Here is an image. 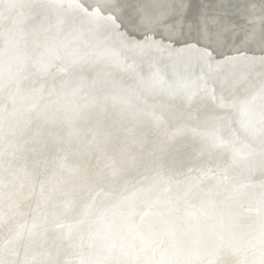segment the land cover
Wrapping results in <instances>:
<instances>
[{
    "label": "rangeland",
    "instance_id": "374dc122",
    "mask_svg": "<svg viewBox=\"0 0 264 264\" xmlns=\"http://www.w3.org/2000/svg\"><path fill=\"white\" fill-rule=\"evenodd\" d=\"M198 1H199V6L197 9V12L198 10L199 12L197 13L198 15L197 16V31H196V34L193 36V38L191 34H190L191 36L190 35L182 36L180 34L179 27L172 25L171 19H180L177 17V14L175 13L174 15L172 13H169L167 17L164 18L162 25H156L155 23H149L148 25L150 26L148 25L143 26L139 24L137 20L135 19H132V23L130 24L128 20L121 19L122 17L120 16L122 15L119 13L118 9L105 8L103 4L100 5L101 3L100 0H81V2L80 0H17L16 3H14L9 9H7V12L9 13L7 18L10 19L9 20L10 23L8 24L7 29H9L10 27L14 25L15 26L19 25V23H21L22 21L26 19L25 22L21 23V27L19 29H21L23 33L26 35L25 39L28 44H31L33 39H37L39 42L33 46L32 50L30 51L27 50L24 52V57H26V53L29 54V57H27V59H29L30 61L29 63L24 64V65H26L27 67L28 66H31V67H28V68H26V66L23 67L24 66V65L22 66L23 63L21 64V66L20 64L18 65V62L22 61L20 59L19 61L15 62L14 68H11L9 65L5 66V73H10L14 70V74L10 78H5L4 80L0 79V88L7 86V89H3V88L0 89V120H1V123L3 122V124L5 121L4 117L6 118L7 123L9 119H12L13 121V123L9 124L4 134L0 136V146L2 145L0 147L1 149L0 150V177L1 178L4 177V174H5L4 170L10 165V162L13 160L12 153L10 154V151L12 149L11 145L12 144L17 145V142L19 140H21L22 143H26L34 135L42 134L41 132H43L42 131L43 129L46 132L47 128H45V126L47 125V122L49 121H52L53 124L51 123L47 127H50V128L52 127L57 130L59 129V126L66 121H67L66 123H68L69 121H72L73 124L76 125V128L79 126L80 129H81L80 124L82 122H86L88 125V130L86 133H83L82 135L84 136L85 134H90V133H92V135L89 137H86L84 140V138L82 137L81 138L79 137L78 139V135L74 134V132H71V131L64 132L61 135V139L65 142H60V143H64V144L67 142L71 143L74 140V142L77 143V146L80 145V147L74 151L72 150L74 148L73 142L63 147H56V144H55L56 138L51 142V144L49 141H44V142L42 141V144L35 143L30 153L33 154L35 158V159L34 158L32 159L31 157V159L34 160V161L31 160V162H33L34 164L37 162L36 166L33 169L28 168L23 174L19 173L18 174L19 182L16 181L13 184L10 183L9 184L10 186H8V184L6 185L0 182V196L5 195V197L3 198V203H2L3 207L0 206V208L2 207L0 209V216L4 214L2 218L0 217V240H3V238H6L7 235L10 234L11 232L10 230H12L16 224H19L21 220L20 217L23 218V216H26V215L28 216L30 214V207L33 205V202L35 200L34 198L37 199V195L39 194L44 195L45 200L42 201L43 198H40L38 202L40 205L43 206L44 211L41 214H39V216L31 224V233L33 234L39 228L38 223H40L39 222L40 219L46 218L47 216L52 214L53 215L52 222H53L54 216L59 215L61 212H63L66 209L68 205L73 203V201L70 199L71 195H75L79 191H84L85 188H89V187L95 188L96 186L99 187L101 184H103V182L110 180L111 178L118 176L120 174H123L126 168L129 172L125 173L121 177L116 178L113 181L123 179L124 180L123 182H126L127 180H130V175L139 168L138 166L142 163V161H145L143 159H147V158L156 159L159 155L165 154L169 145H172V144L178 145V141L182 140V138L184 139L186 136V135H183L185 132L184 130L190 131L189 133H191L190 135L188 134L190 136V141H187L186 144L191 143L193 140H198L199 142L197 145H200L207 138L208 140L211 141L212 139H220L225 136H231L234 142L242 143L240 139H238L236 136H233L235 132V127H234L235 122L239 120L238 113L240 111L234 112L233 110H231V108H233L234 106L245 107L247 105L246 99L249 96L246 94L248 92L253 91L256 88V86L261 82V80L264 78V70H263L264 69V43L258 46L253 45V43H255L254 41H256L257 39L262 38L264 40V36H263L264 35V0H248V1L244 0V2L243 0H238V2L240 3L236 2L234 5L230 3L232 1H237V0H198ZM0 2H2V0H0ZM119 2H122L121 6L125 5L127 2H131L133 10L136 4L138 3L137 5H139V9L137 11H133L132 16H131V18L133 16H137L138 18L139 12H140L141 0H135V1L134 0H119V1L116 0L115 4H118ZM65 5L67 6L68 9L66 8ZM211 7L213 8L211 9ZM141 9H144V7H141ZM33 10H35L33 12L34 14L30 16V11H33ZM92 10H95V11H92ZM248 10L250 11V13ZM55 11L56 13L64 14L66 17H64L63 19H68V21L71 23L78 22L81 19H100L101 21L99 23V28H96L97 30L101 29L105 25L113 26V28L116 31L120 32L122 35L124 34L123 37L126 40L136 41L137 43H140V46L146 45L145 50L147 54L142 55L140 59H136L134 62L130 63L129 64L130 68H132V66L136 64V62H138L139 60H148V58H150L151 60L156 59L155 64L156 66L159 67L166 59H170L175 56H180V54L182 55L183 58L188 59L190 55L194 56V54L197 53V55L200 54L199 55L200 69L198 72V76L204 78L206 70L209 67L207 65L208 62L211 61L215 65L218 64L217 73L219 74L226 67L227 63L231 62L235 58H242L243 63L246 59L244 68H247L248 71L247 69H243L242 73L240 74L247 72L246 75L248 77V82L242 86L243 88L241 91L236 90V92L234 91L232 94L226 95L227 93H229V91L230 92L232 91L231 88L236 86L237 84L236 82L230 88L229 86L231 84L223 88V92L219 97H211V98L208 97V99H206V104L204 108L201 109V113L198 114L197 116H196V113H199L200 111L193 112L192 115H189L187 114V106L183 107V110H182V107L174 106L170 111H164L165 113H160V114L159 112L153 113L152 111L139 109L141 110L140 113L135 115L134 105H128L126 108H124L123 107L124 99L122 96H119L120 95L119 91L122 90V87L124 86V83L126 82L124 79V75L121 73L110 71L111 66L113 69L121 68L120 63H117V65H115L114 63L116 61L118 62V58L121 57L122 55L112 54L110 57L107 58V56L103 54L102 52L91 54L89 53L90 50L88 48L80 45L84 50L83 52L85 53L81 54L80 56L74 57L75 55L78 54L81 47L79 46L80 48H71V45L74 44L73 40H76V39L74 38L71 29L69 28L64 29V25L62 24L63 19H52V21H49L55 15ZM241 12H243V15ZM252 14H254L255 16L254 15L252 16ZM16 15L22 16V17H17ZM206 15L209 17H207ZM240 15L244 17V19L241 18ZM41 17H45L46 19H42V20L39 19ZM216 17H218V19ZM219 18H222V19H219ZM43 21L45 22L42 26L44 28H47V26H49V24L52 22V25H54L53 30H52V36L56 38L57 42L61 40L63 41V43L53 44L54 47H52V44L50 43L48 38L45 37L47 41H49V42L46 41L48 45L44 43L43 41H40L42 37L39 31L40 28L38 30L36 26L42 25ZM5 22L6 21H4L1 24V26H4ZM87 22L90 24L89 21ZM97 25L98 23H95L94 27H96ZM255 28H258L259 30H256ZM90 31H91L90 28L86 29L84 32V36L86 33ZM33 33L36 34V37L32 36ZM61 33H63V37L59 35ZM246 33H251V39L244 36V34ZM239 35H242V36L238 38ZM83 38L78 39V40L82 41ZM231 38L235 39V41L232 40ZM7 40L8 39L6 36H0V50L2 49V46L6 44ZM49 43H50V46H49ZM47 47L49 49L51 47V50H52L51 52H54V55L50 53L49 54L47 53L48 55H45L44 53L41 52V49L43 48L47 49ZM107 48L108 49L105 53H111L114 50V48L109 47V46H107ZM87 51L88 53H86ZM158 51H160V53H158ZM192 52L194 53L192 54ZM88 55H91V57L94 58V63L91 65V68L90 66L86 67L87 69L85 70V72L90 73V74L96 73L98 75L96 80L94 81L93 79L92 80L87 79L88 77H86L85 74L76 76V77H70L72 76L71 74L75 73V71L80 72L83 70L82 68H80L81 67L80 63ZM43 56L44 58L47 57V61L41 63L38 59L39 58L41 59V57ZM57 60H59L60 62L53 66V64L56 63ZM61 65L62 66L66 65L67 67H69V70L65 72V75L67 76L63 74V76L60 77L62 73H60V71L58 72V70L61 67ZM52 66L53 68H51ZM92 68H96L98 70L92 69ZM221 68L223 69L221 70ZM26 71L28 74L32 73V75L29 76L26 73ZM52 71L55 74H53ZM50 72H51L50 75L52 76L54 75L53 76L54 79L52 78V76L48 74ZM57 73L60 75H58ZM23 76L29 77V79H27V81L25 82L22 79ZM48 76H50L52 80L50 77L48 79ZM222 77H221L222 80L226 79L228 78V74H226L225 72L224 76ZM47 79L48 81H46ZM81 79L83 80L81 81ZM190 79H194V78L191 75H189L188 80ZM67 80L69 81L75 80L71 82L70 84H68V86L70 87L69 92L72 93L74 91L73 93L74 95L72 94L73 96L69 95V97L70 96L71 97L70 98L68 97L70 100L64 97L61 98L58 95L60 91L59 86L62 85L64 81L67 82ZM78 80H80V82ZM30 82H31V85H30ZM43 84L44 85L46 84V85L44 86ZM223 84L224 82L222 83V85ZM201 85L205 86V83L201 82L196 87L199 88ZM113 86H114V91L110 93V96L107 99V101H104V108H103V104H101L100 101L96 102L95 106L94 104L90 103V101L93 100L95 97H97L101 92H103V96L104 95L107 96L105 92H107ZM174 86L180 87L178 82H175L173 85H168L167 87H165V85L157 86L154 93L152 91H148L144 95L146 96L148 102L154 103L155 102L154 96L158 90L160 91V90L165 89L167 90V93H169L170 91L176 90ZM23 89L25 91L22 94H20L23 91ZM47 89H49L48 91L49 93H46ZM131 90L132 89L128 90L127 92H130ZM35 91H37L38 94L39 92L40 94L43 93V95L47 94V97L46 96L44 97L42 95L40 99H37V102L38 100H40L39 102L41 105H42V102L46 100L43 103L42 107L46 106L47 109L48 107L49 108L51 107L50 110H47V114H45V111L42 110V107H40L41 109L40 108L36 109L37 107L36 104L33 105L34 102L31 103L36 93ZM52 93H54L55 96H51ZM245 95L246 97H244ZM48 97H52V99L54 101L57 100V102L55 104L51 103V101L49 102V99H46ZM41 99H44V100H41ZM63 100L64 101L69 100L68 103H66L69 106L67 109L65 108L66 104L61 103V102H64ZM21 101L30 102V103L28 104V106L22 109L24 112L22 111L14 112L20 109V107L17 105ZM50 103L53 104V106ZM59 103L61 105L62 104L64 105L61 106ZM187 103L188 104L194 103V100L192 102H189V98H188ZM60 106L62 107V112L59 111ZM101 107H102V114H101ZM106 109H107V112H105ZM30 111H34L31 117L35 124L32 123V120L30 117ZM172 111H174L176 114L183 116L184 118L182 119L179 117L177 118V120H174L175 118L167 117V118L161 119L160 121H156L159 123L157 125H154L155 120H156L155 116L159 114V117H162V114H166V113L173 114ZM204 113H207V114L210 113V114H216V115L220 113V114H225V116L222 117L221 119L210 121L209 123H207L206 127L202 131H199V128L195 129V126L198 123V119L200 115H204ZM22 119L24 120V124H25L24 126L23 124L18 125V123L17 124L15 123V120L22 121ZM102 119L105 122L101 126L96 127L98 122L101 121ZM224 119H226L228 125H223ZM175 121L177 123H175ZM186 121H188V123H186ZM1 123H0L1 125L0 127H2ZM38 123L41 124L42 129L41 128L38 129V125H37ZM137 123H139L140 126L137 128H134L135 126L139 125ZM55 126H57L58 128ZM126 131L128 133L131 131L132 132L131 134H128L126 135V137H124ZM136 132H139V133H136ZM118 133H120V137L118 138L119 141L117 143V148L111 151L112 150L111 146L113 144L116 146V142H117L115 141L117 139H113V137L114 135L117 136ZM56 134H59V132L57 131ZM111 136H113L112 140L107 139L108 137L111 138ZM139 137H141V139H143L146 142V146L135 148L134 146L137 144V140L139 141ZM110 140L112 141V144L109 143ZM82 141L86 143L85 146H82L83 145ZM45 144H47L48 149L51 148V145L53 146V148L51 149V155L43 156L44 154H42L43 153L42 150L44 149ZM102 144H104L107 148L100 147ZM228 144L229 143H226L224 145L223 143H219L218 140H215L213 143L210 144L208 151H206L204 155L202 154L199 158L196 155V145L191 146L188 151L190 153L189 156L178 163L179 164L178 167H180L181 169L177 175L183 178L187 176L193 177L195 173L197 172L198 167L201 166L199 165V162L201 163V159L205 163V168H206L204 178L207 176V174L212 173L213 170L216 171V173H218L220 171L218 161L222 158L223 154H225L226 152L227 156H233L229 152L230 150H228ZM176 150H177V147L174 148V151ZM52 151H53V154H52ZM61 153L67 154V157L63 160H61L60 158L62 156ZM112 153L114 154L110 155ZM77 154L79 155V158L80 157L82 158L81 159L82 163L80 165L78 163L80 170L78 171V174L69 173L76 166L71 163L68 164L67 161H70L71 158L73 159V157L76 156ZM90 154L93 155L92 160L88 158ZM35 155L37 156L35 157ZM39 158L40 159L42 158V159L40 160ZM83 158L88 159V161H85V160L83 161ZM124 158L126 159L124 160ZM38 163H40L41 166ZM183 163H186L185 166L183 165ZM55 165L59 166L56 169L57 172L55 171L56 177L60 176L62 173H65L68 176L63 175V177L67 176L64 179H58L59 178L58 177L55 179L51 178V181L49 180L43 181L41 187L38 188L37 183L40 180V176L42 175V173L45 172L47 176L50 175ZM182 165L184 167H182ZM196 167L197 169L193 171L192 168H196ZM133 168H136V169H133ZM49 171H50V174H49ZM221 174H223L226 178V179H221V183L224 186H227L225 184L228 178L230 177L229 173L227 170H222ZM133 176L131 177L133 178ZM194 177H195L194 178L195 180H201L202 178V176L198 177L197 175ZM47 178L48 177H46V179ZM239 184H241V182H239ZM12 187H15V188L10 189L9 191V188H12ZM8 191H9V194L7 195ZM227 191H228L227 189H224V190L221 189L218 192V190L216 189V193L223 197L227 195L228 193ZM48 195H50V197H48ZM51 195L55 196L54 197L55 201L63 198V200H61V202H63V206H61L60 208H56L54 205H52L54 200H49L52 197ZM45 206H49L48 209L51 210V212H45ZM74 206H75V203H74ZM148 206L149 205L147 203L145 206L140 207V209H138V212L134 214L135 216L131 218L132 220L131 219L129 220L128 225L125 227L127 229L125 238L122 241L115 243L113 245L114 248L112 246L110 248L111 251L109 250V253L113 252L114 254L117 252L118 255H121V260L119 264H152V262L153 264H183V262L187 259L188 256L185 257V254L183 252H180L176 249L177 248L176 244H174L176 241L172 237L170 232H166V230L164 232L163 230V232L161 233L159 237L160 239L159 238L155 239L152 242V245L147 248L146 246H144L143 237L145 234L151 233L156 227L161 226V224H163L164 222H167V223L172 222L173 224L175 220L178 221V219L181 220L184 218V224L186 226L185 232L189 234L191 237L195 238L196 232L192 230L190 224L199 218L198 214H195V213L192 214L189 210L188 203H182L174 207L173 209L168 210L162 217L153 219L147 223L140 224V222H138L139 221L138 219L139 217H141L140 221H142L143 218L141 216V213L143 209H146ZM148 210H149V207H148ZM148 210L146 211L148 212ZM243 210H245V212L247 213H250V212L253 213L255 211V208H253L251 205H247L243 207ZM169 214L171 216H169ZM175 216H176V219H175ZM189 217H191L192 219ZM218 218L219 217H217V219ZM217 222L220 225H222L224 221L223 219L222 220L220 219ZM211 223H212L211 217H204L203 226L208 228V232H207L208 234L206 233V235H204L203 238H201L200 235H197V238H199L198 242H200L201 244L196 248L194 258L188 259V260H192V262L189 261L190 263L187 262V264H264V248H263L264 247L263 246L264 245V237H263L264 232L253 231L252 235L250 236L249 234H247L245 235V237H242V238H234L229 233L223 234L221 232L223 229L222 226H220V233L216 232L215 229L210 226ZM138 226L141 227V229ZM6 229H8L10 232ZM134 231H135V234H134ZM130 233L132 235H130ZM212 233L215 235L219 233V235L218 236L211 235ZM30 236H32V234ZM134 237H137V238L135 239ZM212 237L213 239H210ZM258 237H260L259 238L260 240H258ZM46 239H47V235L44 236L45 242H46ZM137 239H138V242H137ZM208 240L211 243H213V241L215 240L214 245L212 247L213 253L207 252V250H210V246H208L209 244ZM32 241L33 240H31V242ZM50 243H51V240H50ZM121 246L124 249L120 248ZM200 247L201 248L203 247V248L201 249ZM173 248H174V251H172ZM119 250H121V252ZM190 251L194 252V249ZM185 253L188 254L187 252ZM27 254L32 255V253H27ZM180 254L182 257L180 256ZM222 254L224 255L222 256ZM125 256L127 259H125ZM100 257H101V260L99 259ZM44 258L46 261L48 257L45 256ZM99 258H97L98 262H104L103 260L106 259L103 255L99 256ZM233 258L234 260L236 259L235 260L236 262L233 260ZM177 260H180V261H177ZM90 263L91 262H88L85 264H90Z\"/></svg>",
    "mask_w": 264,
    "mask_h": 264
},
{
    "label": "water",
    "instance_id": "95a60500",
    "mask_svg": "<svg viewBox=\"0 0 264 264\" xmlns=\"http://www.w3.org/2000/svg\"><path fill=\"white\" fill-rule=\"evenodd\" d=\"M100 1V5L103 4L105 8L118 9L119 13L122 15L120 17H122V19L128 20L130 24L132 23V19H136L137 22L143 26H147L149 23L162 25L164 18H166L169 13H172L173 15L175 13L180 19H171V23L172 25L179 27L180 34L182 36H188L190 34L194 36L197 31V9L199 6L198 0H141L138 18L137 16H133L131 18L133 11H137L139 9V5L137 4L133 10L131 2H127L125 5L121 6L122 2L115 4L116 0ZM16 2L17 0H2V2H0V10L6 7L8 4H14ZM236 2L237 1H232L230 4L234 5ZM141 7H144V9L142 10ZM2 13L3 12L0 11V14ZM9 20V18L0 19V36H6L8 39L6 44L3 45L2 49L0 50V79L3 80L5 78H10L14 74V70L10 73H5V64L9 62L8 65L11 68H14V60L19 59L18 57H14L12 60V58L10 57V46H17L23 43L24 49L21 50L23 51L21 54V58H25L24 62L29 63L30 61L29 59H27V57H29V54H27L26 57H24L23 54L27 50H32L33 46L39 42L37 39H33L32 43L28 44L25 39L26 35L21 29H19L21 27V23L25 22L26 19L19 23V25H14L7 29V26L10 23ZM4 21H6L5 25L1 26ZM49 21H52V19H50ZM87 21H89L90 24ZM100 21V19H81L79 21L82 23L81 27H83L84 29L90 28L94 30L93 32H95V34L92 38L88 40H82L81 43H77V46L82 45L89 50L95 51H101L107 46L114 48V50L112 49L113 52L104 54L107 56V58L112 54L122 55L118 58V62L116 61L114 63L115 65H117V63H120L121 68L113 69L111 66L110 71L121 73L124 75V79L126 82L124 83L122 90L119 91V96H122L124 99L123 107L126 108L128 105H134L135 115L140 113L139 109L147 111L156 110L157 107L153 106V102H148L144 94L148 91H152L154 93L157 86L165 85V87H167L168 85H173L175 82H178L184 78L182 74L174 72L172 68L179 62V56L164 60V64L162 63L159 67L155 64L156 59L151 60L150 58H148V60H139L132 66V68H130V63L134 62L136 59H140L142 55L147 54L145 50L146 45L140 46V43H137L136 41L126 40L123 35L120 32L116 31L112 26L105 25L101 29L97 30L96 28H99ZM79 22H75L73 24L77 25ZM95 23H98L96 27H94ZM62 24L69 26L68 24H71V22H69L68 19H63ZM41 27L42 25H37L38 30ZM53 27L54 25H52L51 22L47 28L39 31L43 34L52 35ZM255 29L259 30L258 28ZM96 34H98V36H96ZM59 35L63 37V33ZM244 36L251 39V33H246L244 34ZM43 38L44 37H41L40 41L46 43ZM254 42L255 43H253V45L258 46L263 44L264 40L261 38L257 39ZM58 43H63V41L59 40ZM8 51L9 55H7ZM51 51V49L47 48L43 53L46 55H48L49 53L54 55V52ZM191 58L192 57L190 55L189 59ZM59 62L60 61L57 60L56 63L53 64V66ZM242 63L243 62L236 64L234 62H229L227 63L224 70L218 74V67H215V64L210 61L207 65L209 66L211 74L213 71L214 76L212 75L211 80L209 81V83H207V85H201L199 88H197L194 79L188 80L187 83L190 86L195 87L192 92L193 94H197V96H199L200 94H205L204 96H208L211 94V91L208 90L212 88V84H216V86H220L222 84L218 83L216 81V78L222 77L224 76L225 72L230 71V73L228 74V78L235 77L234 79H232L233 82L237 80L235 88L232 89L231 92L229 91V93L226 94L230 95L234 91L236 92V90L241 91L243 88L242 86L248 82V77L246 75L247 72L243 77H240L239 75L242 74L236 71V69L240 67ZM53 66L51 68H53ZM230 66H233V69L231 68L232 70L230 69ZM22 79L26 82L29 77L23 76ZM2 88L7 89V86H4ZM130 89L132 90L130 92H127ZM24 91L25 90L23 89L20 94H22ZM48 91L49 89H47L46 93H49ZM35 92L36 93L32 99L33 102L43 95V93L39 95L37 91ZM165 94L168 95L167 93ZM246 95H250L246 99L247 107L234 106L233 108H231V110H236L238 108L239 111H241L240 116L242 120L248 125L253 126L251 135H255V137L258 138H264V122L262 123L264 114L258 116L253 113H244L240 109H253L258 107L259 105L263 107L264 82L261 81L253 91L248 92ZM43 96L47 97V94H44ZM51 96H55V94L52 93ZM185 99L186 98L183 99L184 103ZM158 102L162 103L159 100L155 101V103ZM29 103L30 102L21 101L17 105L20 107V109L14 112H20L23 108L28 106ZM34 103L37 106L36 109L42 107V105L39 104L40 102ZM68 107L69 106L66 104L65 108L67 109ZM163 110L164 109L157 112H159L160 114ZM59 111L62 112L61 106L59 108ZM33 112L34 111H30V117L32 116ZM172 112L173 114H162V117H159L158 114L157 116H155V122L167 117L175 118L174 120H177V118L179 117L182 119L184 118L183 116L176 114L174 111ZM250 118L252 120L251 122ZM31 120L32 123H34L32 117ZM223 122V125H228L226 119H224ZM51 123L52 121L47 122L45 128H48L47 126H49ZM175 123L177 122L175 121ZM186 123H188V121H186ZM37 125L38 129L41 128L40 123H38ZM139 126L140 124L138 126H135L134 128H137ZM42 131L43 132H41L42 134L40 137L38 135H34L26 143H22V141L19 140L17 142V145H11L12 149L10 151V154L12 153L13 160L10 162V165L4 170V177H0V182L2 184H8V186H10V183L13 184L14 182L18 181L19 173L23 174L28 168L33 169L36 166L33 162H31V157H33V154H31L30 151L32 150V147L35 143L42 144V139L50 133L45 132L44 129ZM65 131L74 132V134H77L78 136L84 138V140L86 137L92 135V133H90L83 136L81 135V133H78L76 125H74L73 122L66 123L62 132L59 134L60 137H57L58 134L56 135L55 144L56 147H63L73 142V151L80 147V145L77 146V143L74 142V140L71 143H60L65 142L61 139V135ZM126 132L124 137H126V135L128 134H131L132 131L129 133L127 132V134ZM186 136V139H188L189 135ZM112 137L113 136H111V138L108 137L107 139L112 140ZM119 137L120 133H118L117 136L114 135L113 139H117L115 140L117 142L116 146L114 144L111 146V151L117 148ZM111 140L109 141L110 144H112ZM198 142V140H193L189 145L181 147V149H178L177 151H174V148L178 147L179 144H172L169 145L165 154L159 155L156 159H143L145 161H142V163L138 166L139 168L136 167L138 168L136 170L137 172L135 171L130 175V177L133 175L134 176L130 180H127V183L123 182V179L113 181L116 178L121 177L125 173L129 172L126 168L123 174H120L111 178L110 180L103 182V184H101L99 187L96 186L95 188H85L84 191H79L77 192V194L71 195L70 199L75 203L73 209L72 207L70 208L71 212L69 211L70 213H68L67 215L64 214V216L59 217L53 223L46 226L47 230L43 234V236H45V233L47 235V239L45 242L46 246L42 249L37 248L35 245H37L40 240L38 242H35L34 246L37 249H35L32 255H29L27 254L30 247L29 242H31V240L40 239L36 233L41 229L40 225H38L39 228L33 234L31 233V224L33 221H35L39 214L44 211L43 206L38 205V202L40 200L39 198L43 196V194L37 195V199L34 200L33 205L30 208V214L21 218L19 224H16L14 226L10 234L3 240H0V264H43L45 261L44 257L48 255H50V257L46 264H85L88 262H91L92 264H94L93 262H95V264H118L121 260V255H118L117 253H109V250L115 243H118L125 238L127 233V229L125 227L128 225L129 220L134 216V214L138 212V209H140V207L145 206L147 203L149 205V210L148 207L146 209H143L141 216L144 217H142L143 219L142 221H140V224L150 222L151 220L156 218H160L168 210L173 209L174 207L182 203H188L190 212L192 214H198L199 216L196 221L191 223L192 230L196 232L195 238L192 237V239L196 242L197 247L201 244L200 242H198L199 238H197V235H200L201 238H203V236L208 232V228L203 226L204 217H211L212 223L210 226L213 227L216 232L220 233V226H222L223 229L221 232L223 234L229 233L234 238H242L247 234H249L250 236L252 235L253 231L264 232V196H253L247 199L241 196L230 197V194L234 193L233 190L236 189L230 184L233 182H242L238 172L229 173L230 177L225 184L227 186H224L221 181L218 182L216 180H213L209 176L205 177L203 180H195L194 176H187L183 178L177 175L181 168L172 167L173 164L178 165L179 162L188 157L190 154L188 152L189 148L191 146H195L196 144H198ZM260 143H263V146H261L257 151L256 154H258V156L256 155L254 159L247 160L243 159L245 155H240L239 158L241 159H238L237 165L240 167H245L251 165L252 162H260L264 158V156L262 157V155L264 154V140L261 139ZM85 145L86 143L83 142L82 146ZM141 146H146V142L141 139V137H139V141L137 140V144L134 147L136 148ZM100 147L106 146L102 144ZM61 154V160L67 157L66 153ZM113 154L114 153L110 155ZM81 159L82 158H79V155L77 154L73 157V159L71 158L70 161H67L68 164L71 163L76 166L69 173L78 174V171L80 170L78 163L79 165L82 163ZM125 159L126 158H124V160ZM84 160L88 161V159L86 158H83V161ZM261 167L256 170H259ZM54 173L55 171L47 176L43 172L40 180L37 183V187L40 188L43 181H51V178L55 179L59 177L58 179H64L68 176L67 174L62 173L60 176L56 177ZM256 173L252 171L251 175L257 176ZM63 175L67 176L63 177ZM210 175L217 177L219 180L226 179L223 174H218L214 170L212 171V173H210ZM46 177L48 178L46 179ZM253 183H255L259 188L260 185L258 182L253 181ZM13 188L15 187L9 188V191ZM216 189L218 190V192L221 189H229V192L225 197H223L219 194H215ZM261 190L263 191L264 189H262L261 187L260 190H258V192L256 193H259ZM9 191L7 195L9 194ZM241 192L247 191L242 190ZM4 197L5 195L0 196V206H2ZM42 198V201L45 200L44 197ZM61 200H63V198L56 201L54 200L52 205H54L56 208H60L61 206H63V202H61ZM247 205H251L253 208H255V211L253 213L245 212V210H243V207ZM48 207L49 206H47L46 208ZM146 210H148V212ZM3 215L4 214H2L0 217L2 218ZM217 217L219 218L217 219ZM236 217L240 218L241 220L239 222H234L233 218ZM140 218L141 217H139V219ZM220 219H223L224 221L222 225L217 222ZM67 221L69 223H67ZM176 222L178 221L176 220L173 224L164 222L161 226L156 227L151 233L144 235V246H146V248L151 246L152 242L160 237L161 232L163 230H166V232H170L172 237L175 239V244L178 251L183 253H190V250L194 249V246L190 247L189 245L186 246L182 243V236H186V232L184 230L181 231V229L176 226ZM57 225H60L61 228H59ZM65 227H69V229L64 231V235H61V229ZM219 233H217L216 236H218ZM31 234L32 236H30ZM149 236H151L150 239L148 238ZM50 240L53 244H50ZM37 250H39L38 253ZM207 252L211 253L212 249L207 250ZM102 255L106 259L104 260V262H98L97 258ZM189 261L192 262V260L186 259L183 264H187V262L190 263Z\"/></svg>",
    "mask_w": 264,
    "mask_h": 264
},
{
    "label": "bare ground",
    "instance_id": "6f19581e",
    "mask_svg": "<svg viewBox=\"0 0 264 264\" xmlns=\"http://www.w3.org/2000/svg\"><path fill=\"white\" fill-rule=\"evenodd\" d=\"M135 1V0H134ZM248 1V0H247ZM80 2H81V0H80ZM237 2H238V0H237ZM242 2V1H241ZM243 2H244V0H243ZM238 3H240V2H238ZM237 3V4H238ZM249 3V2H248ZM138 4V3H137ZM246 4V3H245ZM251 4V3H250ZM13 4L11 3V4H8L6 7H4V8H2L0 11L1 12H3L2 14H0V19H5V18H7V16L9 15V13L7 12V9H9L11 6H12ZM74 5V4H73ZM141 5V4H140ZM66 6V5H65ZM78 6V5H77ZM242 6H243V4H242ZM245 6V5H244ZM92 7V6H91ZM90 7V8H91ZM235 7V6H234ZM250 7V6H249ZM33 8V7H32ZM66 8H67V6H66ZM213 7H211V9H212ZM221 8V7H220ZM227 8V7H226ZM239 8V7H238ZM39 9V8H38ZM42 9V8H41ZM40 9V10H41ZM54 9V8H53ZM52 9V10H53ZM68 9V8H67ZM210 9V10H211ZM250 9V8H249ZM252 9V8H251ZM61 10V9H60ZM63 10H65V9H63ZM143 10V9H142ZM209 10V11H210ZM214 10V9H213ZM35 10H33V11H30V16L32 15V14H34L33 12H34ZM70 11V10H69ZM76 11V10H75ZM92 11H95V10H92ZM230 11V10H229ZM228 11V12H229ZM237 11V10H236ZM242 11H244V10H242ZM249 11V10H248ZM61 12V11H60ZM68 12V11H67ZM198 12H199V10H198ZM197 12V13H198ZM227 12V11H226ZM39 13V12H38ZM42 13V12H41ZM98 13V12H97ZM201 13V12H200ZM214 13V12H213ZM224 13V12H223ZM230 13H232V12H230ZM236 13V12H235ZM242 13V15H243V12H241ZM249 13H250V11H249ZM50 14V13H49ZM92 14H94V13H92ZM211 14V13H210ZM209 14V15H210ZM215 14V13H214ZM214 14H212V15H214ZM256 14V13H255ZM15 15V14H14ZM37 15V14H36ZM35 15V16H36ZM70 15V14H69ZM68 15V16H69ZM211 15V16H212ZM226 15V14H225ZM251 15V14H250ZM254 14H252V16H253ZM17 17H22V16H18V15H16ZM42 16V15H41ZM198 16V15H197ZM204 16V15H203ZM207 16V15H206ZM206 16H205V18H206ZM241 16V15H240ZM255 16V15H254ZM50 17H52V16H50ZM64 17H66L64 14H59V13H56V11H55V15L53 16V18H51V19H63ZM207 17H209V16H207ZM222 17H223V15H222ZM248 17V16H247ZM29 18H31V17H29ZM90 18V17H89ZM217 19H218V17H216ZM241 18H243L244 19V17H242L241 16ZM39 19H46L45 17H41V18H39ZM122 19V18H121ZM199 19V18H198ZM209 19V18H208ZM211 19V18H210ZM219 19H222V18H219ZM77 20V19H76ZM136 20V19H135ZM45 21V20H44ZM43 21V23L42 22H40V23H42V26H43V24L45 23ZM73 21V20H72ZM79 22V21H78ZM74 23V22H73ZM73 23H71V24H68L69 26H67V25H64V29L65 28H69V29H71L72 30V34H73V36H74V38L76 39V40H73V45H71V48H80L79 46H77V43H81V41H79L78 39H82L83 37V40H88V39H90V38H92L93 36H94V34H95V32H93L94 30H92L91 29V31L90 32H88V33H86L85 34V36H84V32H85V30L86 29H84L83 27H81V25H82V23L81 22H79L77 25H75V24H73ZM129 24V23H128ZM124 25V24H123ZM245 25V24H244ZM240 26V25H239ZM239 26H238V28H239ZM33 27V26H32ZM37 27V26H36ZM48 27V26H47ZM113 27V26H112ZM240 28H242V27H240ZM248 28V27H247ZM42 29H44V27H42ZM41 28H40V30H42ZM120 31V30H119ZM240 31V30H239ZM246 31H248V30H246ZM64 32V31H63ZM129 32V31H128ZM127 32V33H128ZM67 33V32H66ZM93 33V34H92ZM123 33V32H122ZM40 34H41V36L42 37H44V41L46 42L47 41V39L46 38H48V39H51V40H49L50 41V43L52 44V47H54V45L53 44H60V43H58L57 41H56V38H54L52 35H47V34H43V33H41L40 32ZM241 34V33H240ZM124 35V34H123ZM129 35V34H128ZM138 35H140V34H138ZM192 35V34H191ZM190 35V36H191ZM243 35V34H242ZM242 35H239V37L238 38H240ZM32 36L33 37H36V34L35 33H33L32 34ZM96 36H98V34H96ZM264 36V35H263ZM46 37V38H45ZM192 38H193V36H192ZM237 38V37H236ZM188 39H189V37H188ZM232 39V38H231ZM232 40H234L235 41V39H232ZM239 40H241V39H239ZM49 41H47V42H49ZM187 41V40H186ZM75 42H76V44H75ZM50 43H49V46H50ZM228 43V42H227ZM236 43H238V42H236ZM48 44V43H47ZM231 44H233V43H231ZM234 45H236V44H234ZM233 45V46H234ZM226 47V46H225ZM229 47V46H228ZM227 47V48H228ZM48 48V47H47ZM82 48V47H81ZM80 48V51L78 52V54L77 55H75L74 57H77V56H80L81 54H84L85 52H83L84 50H83V48L81 49ZM24 49V47H23V43L21 44V45H17V46H10V50H11V55H10V57L12 58V60H13V58L14 57H18L19 59H15L14 60V62H16V61H19L20 59L22 60V61H20V62H18V65L20 64V66H21V64H22V66L24 65V64H27L26 62H24V59H22L21 58V54H22V52L23 51H21V50H23ZM50 49H51V47H50ZM107 47L106 48H104L103 50H101V51H99V50H97V51H95V50H90L89 51V53H91V54H93V53H97V52H102L103 54L107 51ZM198 49V48H197ZM233 49V48H232ZM44 50H46L45 48H43V49H41V52L43 53L44 52ZM225 50V49H224ZM224 50H222V51H224ZM30 51V50H29ZM40 51V50H39ZM157 51V50H156ZM163 51V50H162ZM226 51V50H225ZM205 52V51H204ZM203 52V53H204ZM48 53V52H47ZM86 53H88V51L86 52ZM158 53H160V51H158ZM194 52H192V54H193ZM224 53V52H223ZM27 54L28 53H26V56H27ZM206 54V53H205ZM7 55H9V51L7 52ZM24 55V54H23ZM46 55V54H45ZM44 55V56H45ZM181 55V54H180ZM200 55V54H199ZM199 55H197V53L196 54H194V56H191L192 58L191 59H186V58H183L182 57V55L181 56H179V62L174 66V67H172L173 68V71L174 72H178V73H180V74H182L183 76H184V78L183 79H181L180 81H178V83H179V85H180V87H177V86H174V88H176V90H173V91H170L169 93H167V90H165V89H163V90H158L156 93H155V101L156 100H159V101H161L162 103H160V102H158V103H153V106H156L157 107V109L156 110H153L152 112L153 113H155V112H157V111H160V110H162V109H164L163 111H161V113H165L164 111H170L174 106H177V107H185V106H187V114H189V115H192L193 114V112H199V113H196V116L198 115V114H200L201 113V109H203L204 108V106H205V104H206V99H208V97L209 98H211V97H219L221 94H222V92H223V88H225L226 86H229V84H231L230 86H229V88L230 87H232L236 82H237V80L236 81H232V79H234V78H226V79H221V77H217L216 78V81L218 82V83H223L224 82V84L221 86H216V84H212V88H210V90L209 91H211V94L210 95H208V96H204L205 94H200L199 96H197V94H193L192 92H193V90L192 89H194L195 87H193V86H190L188 83H187V81H188V76L189 75H191L193 78H194V80H195V84H196V86L199 84V83H201V82H204L205 83V85H206V83H209V81L211 80V77H212V75L214 76V74H213V71H212V74H211V72H210V70H209V67H208V69L206 70V73H205V77L204 78H202V77H199L198 76V72H199V69H200V64H199V59H200V57H199ZM203 55V54H202ZM44 56L43 57H41V59L39 58L38 60L41 62V63H43V62H46L47 61V57L46 58H44ZM239 57V56H238ZM10 58V59H11ZM215 61V60H214ZM213 61V62H214ZM39 62V63H40ZM231 62H234V63H236V64H238V63H240V62H243L242 61V58H235L234 60H232ZM94 63V58L93 57H91V55H88V56H86L82 61H81V67L80 68H82L83 70L82 71H80V72H76L75 71V73H73V74H71L72 76H70V77H76V76H80V75H86V77H88L87 79H90V80H96V78H97V74L96 73H92V74H90V73H87V72H85V70L87 69L86 67H88V66H90V68H91V65ZM245 63H246V59H245V61H244V63H242V65L240 66V67H238L237 69H236V71H238V72H240V73H242V71H243V69H244V65H245ZM9 64V62H7V64H5V66L6 65H8ZM160 64V63H159ZM164 64V63H163ZM217 64V63H216ZM5 66H4V68H5ZM26 65H24L23 67H25ZM218 66V64L217 65H215V67H217ZM28 67H31V66H28ZM27 66H26V68H28ZM60 67V66H59ZM211 67V66H210ZM46 68V67H45ZM233 69V66H230V69ZM92 69H96V68H92ZM223 68H221V70H222ZM231 69V70H232ZM45 70H47V69H45ZM58 70V69H57ZM69 70V67H67L66 65H61V67L59 68V70H58V72L60 71V73H62L61 74V76L60 77H62L63 76V74L65 75V72H67ZM96 70H98V69H96ZM224 70V69H223ZM264 70V69H263ZM261 71V70H260ZM30 72V71H29ZM26 73H27V71H26ZM52 73L53 74H55L53 71H52ZM230 73V71H228V72H226V74H229ZM245 73V72H244ZM244 73L242 74V75H239L240 77H242L243 75H244ZM28 74V73H27ZM26 74V75H27ZM49 75L51 74V72L50 73H48ZM58 74V73H57ZM57 74H56V76H57ZM256 74V73H255ZM255 74H254V76H255ZM262 74V73H261ZM29 76L30 75H32V73L30 74H28ZM58 75H60V74H58ZM50 76H52V75H50ZM50 76H48V79H49V77ZM54 76V75H53ZM53 76H52V78H53ZM65 76H67V75H65ZM251 76V75H250ZM51 78V77H50ZM52 78H51V80H52ZM262 78V77H261ZM48 79L46 80V81H48ZM54 79V78H53ZM83 79H81V81H82ZM256 80V79H255ZM23 81V80H22ZM21 81V82H22ZM50 81V80H49ZM73 81H75V80H73ZM73 81H69V80H67V82L66 81H64L63 83H62V85H60L59 87H60V91H59V96L61 97V98H68L69 97V95H72L73 93H74V91L72 92V93H70L69 92V86H68V84H70L71 82H73ZM79 82H80V80H78ZM262 82H264V78L261 80ZM24 82V81H23ZM252 82V81H251ZM45 83V82H44ZM20 84V83H19ZM29 84V83H28ZM18 85V84H17ZM16 85V86H17ZM30 85H31V82H30ZM44 85V84H43ZM46 85V84H45ZM44 85V86H45ZM28 86V85H27ZM17 88V87H16ZM235 87H233V88H231V90L232 89H234ZM236 88H238V87H236ZM254 88V87H253ZM27 89V88H26ZM114 91V86L113 87H111L107 92H105V94H107V96H103V92H101L97 97H95L93 100H91L90 101V103H92V104H94V106L96 105V102H99L100 101V103L101 104H103V108H104V101H107V99L109 98V96H110V93L111 92H113ZM38 93V92H37ZM58 93V92H57ZM165 93H167L168 95H166ZM39 94H40V92H39ZM77 94V93H76ZM165 94V95H164ZM74 95V94H73ZM72 95V96H73ZM163 95H164V97H163ZM250 96V95H249ZM248 96V97H249ZM71 97V96H70ZM69 97V98H70ZM244 97H246V96H244ZM41 98V97H40ZM39 98V99H40ZM68 98V99H69ZM184 98H186L185 99V103H184ZM189 98V102H192L193 100H194V103H191V104H188L187 103V99ZM46 99H49V102L51 101V103H56L57 102V100H53L52 99V97H48V98H46ZM73 99V98H72ZM42 100V99H41ZM44 100V99H43ZM64 100H66V99H64ZM63 100V101H64ZM70 100V99H69ZM68 100V101H69ZM74 100H76V99H74ZM98 100V101H97ZM40 100H38V102H39ZM46 100H44V102H45ZM53 101V102H52ZM68 101H64V102H61V103H64V104H66V103H68ZM35 102V101H34ZM36 102H37V100H36ZM44 102H42V106H43V103ZM31 103H33V101L31 102ZM47 103H48V101H47ZM50 103V104H51ZM226 103V102H225ZM230 103V102H229ZM40 104V103H39ZM60 104V103H59ZM64 104H62V105H64ZM91 104V105H92ZM228 104V103H227ZM33 105H35V103L33 104ZM45 105V104H44ZM52 106H53V104H51ZM51 105H49V106H51ZM61 105V104H60ZM61 105V106H62ZM90 105V106H91ZM193 105V106H192ZM264 105V104H263ZM47 106H48V104H47ZM190 106V107H189ZM247 106V105H246ZM245 106V107H246ZM51 108V107H50ZM50 108L48 107V109L46 108V106L45 107H43V110L45 111V114H47V110H50ZM222 108V107H221ZM41 109V108H40ZM90 109V108H89ZM241 110H242V112H244V113H253V114H255V115H263L264 114V108L261 106V105H259L258 107H256V108H253V109H249V108H240ZM22 112H24L23 110H21ZM141 111V110H140ZM186 111V110H185ZM234 112H237V111H239V109L237 108L236 110H233ZM105 112H107V109L105 110ZM215 112V111H214ZM241 112V111H240ZM240 112L238 113V118H239V120H237L236 122H235V132H234V135L233 136H236L238 139H240L241 141H242V143H236V142H234L233 140H232V137L231 136H225V137H222V138H220V139H212L211 141L210 140H208V138L205 140V141H203L200 145H197L196 144V155H197V157L199 158L202 154L204 155V153L206 152V151H208V148H209V146H210V144L211 143H213L215 140H218L219 141V143H223L224 145L226 144V143H229L228 144V150H230L229 152L233 155V156H227L226 155V152H225V154H223V156H222V158L218 161V165H219V167H220V171L218 172V173H220L221 174V171L222 170H227L228 171V173H239V175H240V177H241V180H242V182H241V184H239V183H235V182H233V183H231L230 185H232V186H234L236 189H234L233 190V192L234 193H231L230 194V197L231 196H241V197H243V198H245V199H247V198H251V197H253V196H255V197H257V196H264V190L262 191H260L259 193H256V192H258V190H260V188L262 187V189H264V158L260 161V162H258V163H255V162H252V164L251 165H248V166H245V167H240V166H238L237 164H238V159H241V158H239V156L240 155H245V157L243 158V159H247V160H249V159H254L255 157H256V155L258 156V154H256L257 153V151L259 150V148L261 147V146H263V143L261 144L260 142H261V139L262 140H264V138H258V137H255V135H251V131H252V127L253 126H251V125H248L247 123H245L243 120H242V118H241V116H240ZM43 113V112H42ZM211 113V112H210ZM207 114V113H204V115H200V117H199V119H198V123L196 124V126H195V129L196 128H199V131H202L205 127H206V125H207V123H209L210 121H212V120H216V119H221L222 117H224L225 116V114ZM24 114V113H23ZM101 114H102V107H101ZM153 116H155V115H153ZM4 119H5V121H4V124H3V122L1 123V120H0V123L2 124V127H0V136L1 135H3L4 134V132L6 131V129L8 128V126H9V124H11V123H13V121H12V119H9L8 120V123H7V120H6V118L4 117ZM106 119V118H105ZM252 120H251V118H250V122H251ZM67 122V121H66ZM66 122H64L63 124H61L60 126H59V129L57 130V129H54V128H50V127H48L47 128V131L46 132H50L45 138H43L42 139V141L44 142V141H49L50 142V144H51V142L56 138V133H57V131L59 132V134L62 132V130H63V128H64V125L66 124ZM69 122H72V121H69ZM68 122V123H69ZM105 121H103V119L101 120V121H99L98 122V124L96 125V127H99V126H101L103 123H104ZM264 122V118H263V120H262V123ZM15 123L17 124L18 123V125H21V124H23V126H24V120L22 119V121L21 120H15ZM159 122H155V124L154 125H157ZM53 124V123H52ZM57 125H59V124H57ZM1 126V125H0ZM54 127V126H53ZM55 127H57V126H55ZM63 127V128H62ZM80 127H81V129L79 128V126L76 128L77 129V131H78V133H81V135L83 134V133H86L87 132V130H88V125H87V123L86 122H82L81 124H80ZM58 128V127H57ZM98 131V130H97ZM185 131V132H184ZM184 131H182V132H184V134L183 135H190L191 133H189L190 131H187V130H184ZM66 132V131H65ZM59 134L57 135V137L59 136ZM178 135V134H177ZM180 135V134H179ZM39 137L41 136V134L40 135H38ZM79 137L80 136H78V139H79ZM177 137V136H176ZM175 137V138H176ZM187 137V136H186ZM186 137L183 139L182 138V140H179L178 141V144H179V146L177 147V150L178 149H181V147H185V146H187V145H189L190 143H188V144H186V142L187 141H190V136H189V138L188 139H186ZM81 138V137H80ZM179 138V137H178ZM4 143V142H3ZM46 143V142H45ZM37 144V143H36ZM7 146V145H6ZM39 147H41V146H39ZM53 148V146L51 145V148L50 149H48V146H47V144H45V147H44V149L42 150L43 151V153L42 154H44L43 156H48V155H51V149ZM151 150H152V148H151ZM176 150V151H177ZM226 150V149H225ZM36 153V152H35ZM37 154V153H36ZM52 154H53V151H52ZM149 154V153H148ZM58 155H59V153H58ZM13 156V155H12ZM11 156V157H12ZM92 156L93 155H91L90 154V156H88V158L89 159H91L92 160ZM153 156V155H152ZM264 156V154L262 155V157ZM36 157V156H35ZM58 157V156H57ZM143 157V156H142ZM34 158V156L32 157V159ZM50 158V157H49ZM48 158V159H49ZM31 159V160H32ZM35 159V158H34ZM37 159V158H36ZM40 159V158H39ZM42 159V158H41ZM40 159V160H41ZM46 159V158H45ZM134 159V158H133ZM151 159V158H150ZM32 161H34V160H32ZM240 161H242V160H240ZM36 162V161H35ZM38 162H39V160H38ZM37 163V162H36ZM36 163H35V165H36ZM202 163V164H201ZM201 163L199 162V165H201L200 167H198V170H197V172L195 173V175L194 176H196L197 174V176L198 177H200V176H202V178H201V180H203L204 179V174H205V172H206V168H205V163L202 161V159H201ZM38 164H40V163H38ZM181 164V163H180ZM185 164L186 163H183V165L185 166ZM57 165V164H56ZM54 166V170L53 171H51V174L54 172V171H56L57 172V167H59V166ZM182 165V167H184ZM40 166H41V164H40ZM179 166V164L178 165H176V167H178ZM187 166V165H186ZM224 166H225V168H224ZM262 166V167H261ZM37 167H38V165H37ZM173 167H175V165L173 166ZM259 167H261L259 170H256V169H258ZM41 168V167H40ZM39 168V169H40ZM237 168V169H236ZM197 169V167L196 168H192V170L194 171V170H196ZM37 170V169H36ZM48 170V169H47ZM252 171H254L256 174H257V176L256 175H251V172ZM28 172V171H27ZM45 173V172H44ZM49 174H50V172H49ZM55 174V173H54ZM211 177L213 180H217V181H221V180H219L217 177H214V176H211L210 174H207V176L206 177ZM230 176V175H229ZM41 177V176H40ZM132 177H130V179H131ZM253 181H255V182H258L259 183V188L257 187V185L255 184V183H253ZM84 182H85V180H84ZM47 183V182H46ZM83 183V182H82ZM194 183H195V181H194ZM26 184V183H25ZM80 184V183H79ZM41 185H42V183H41ZM27 186V185H26ZM25 186V187H26ZM30 186V185H29ZM90 188V187H89ZM228 191L227 192H229V189H227ZM242 190H246L247 192H241ZM249 190H251V191H249ZM26 192V191H25ZM54 192V191H53ZM251 192H254V193H251ZM56 194V193H55ZM210 194H214V193H210ZM215 194H217L216 193V190H215ZM255 194V195H254ZM49 197H50V195H48ZM52 196V195H51ZM42 197H44V195L43 196H41L40 198H42ZM55 196H52L49 200H55V198H54ZM39 198V199H40ZM34 199H36V198H34ZM31 203V202H30ZM212 204V203H211ZM38 205H40L39 203H38ZM47 206H45V212H51V210H49L48 208H46ZM73 208L74 207V202L73 203H71L70 205H68L67 207H66V209L63 211V212H61L59 215H57V216H54V221L56 220V219H58L59 217H61V216H64V214L65 215H67L68 213H70L69 211H70V208ZM31 208V207H30ZM179 210V209H178ZM177 210V211H178ZM181 210V209H180ZM29 212V211H28ZM172 212V211H171ZM188 213V212H187ZM190 213V212H189ZM21 214V213H20ZM174 214H175V212H174ZM9 216V215H8ZM135 216V215H134ZM133 216V217H134ZM169 216H171L170 214H169ZM190 216V215H189ZM194 216V215H193ZM20 217V216H19ZM24 217V216H23ZM52 217H53V215L52 214H50L49 216H47L46 218H42V219H40L39 220V222L40 223H38V225H40V227H41V229L38 231V233H37V235H38V237L40 238V239H37V240H33L32 242H30L29 243V245H30V247H29V252L28 253H33L34 251H35V249H37V248H40V249H42V248H44L45 246H46V243H45V241H44V236H43V234H44V232L47 230V225L48 224H51V222H52ZM143 217V216H142ZM167 217H168V215H167ZM184 217V216H183ZM186 218V217H185ZM189 218H191V217H189ZM188 218V219H189ZM195 218V217H194ZM8 219H9V217H8ZM20 219H21V217H20ZM138 219V218H137ZM172 219V218H171ZM175 219H176V216H175ZM192 219V218H191ZM237 219H239V220H237ZM132 220V219H131ZM140 220L141 219H139V221L138 222H140ZM163 220H165V219H163ZM163 220H161V221H163ZM241 219L240 218H238V217H236V218H233V221L234 222H239ZM4 221V220H3ZM8 221V220H7ZM53 221V222H54ZM176 221V220H175ZM174 221V222H175ZM52 222V223H53ZM137 222V223H138ZM191 222V221H190ZM67 223H69L68 221H67ZM133 223V222H132ZM136 223V224H137ZM156 223V222H155ZM154 223V224H155ZM158 223V222H157ZM161 223H163V222H161ZM186 223V222H185ZM208 223V222H207ZM134 224H135V222H134ZM139 224V223H138ZM171 224H172V222H171ZM188 224V223H187ZM206 224V223H205ZM131 225V224H130ZM153 225V224H152ZM162 225V224H161ZM191 225V224H190ZM3 226H5V225H3ZM176 226L179 228V229H181V231L182 230H184L185 231V229H186V226H185V224H184V218L183 219H178V222H176ZM2 227V226H1ZM8 227V226H7ZM58 227L59 228H61L60 227V225H58ZM139 227V226H138ZM140 229H141V227H139ZM69 229V227H65V228H62L61 229V235H64V231L65 230H68ZM129 229V228H128ZM130 229H131V227H130ZM134 229V228H133ZM154 229V228H153ZM6 230H8V229H6ZM144 230H146V229H144ZM148 230V229H147ZM151 230V229H150ZM3 231V230H2ZM9 231V230H8ZM11 231V230H10ZM9 231V232H10ZM136 231V230H135ZM135 231H134V234H135ZM183 231V232H184ZM133 232V231H132ZM147 232V231H146ZM163 232V231H162ZM161 232V233H162ZM164 232H165V230H164ZM188 232V231H187ZM212 232V231H211ZM211 232H209V233H211ZM2 233V232H1ZM7 233V232H6ZM139 233V232H138ZM185 233V232H184ZM189 233H190V231H189ZM192 233V232H191ZM141 234H142V232H141ZM168 234V233H167ZM186 234V236H182V243L184 244V245H189V246H194L195 248H194V252H190V253H188V254H186V253H184L185 254V257L186 256H188L187 257V259H191V258H194V255H195V250H196V248H197V246H196V244H194V243H196L193 239H192V237L190 236V235H188L187 233H185ZM193 234H194V232H193ZM208 234V233H207ZM45 235H46V233H45ZM130 235H132L131 233H130ZM129 235V236H130ZM143 235H144V233H143ZM146 235V234H145ZM211 235H215V234H211ZM261 235V234H260ZM5 236V235H4ZM8 236V235H7ZM43 236V237H42ZM216 236V235H215ZM214 236V237H215ZM132 237V236H131ZM143 237V236H142ZM243 237H245V236H243ZM264 237V236H263ZM135 239L137 238V237H134ZM149 239L151 238V236H149L148 237ZM260 237H258V240H260L259 239ZM4 239V238H3ZM160 239V238H159ZM210 239H213V237L212 238H210ZM215 239V238H214ZM262 239V238H261ZM40 240V241H39ZM163 240V239H162ZM168 240V239H167ZM220 240V239H219ZM225 240V239H224ZM256 240V239H255ZM39 241V243L37 244V245H35L37 248H35V246H34V243L35 242H38ZM128 241V240H127ZM132 241H133V239H132ZM188 241H189V243H188ZM215 241V240H214ZM214 241H213V243H211L209 240H208V246H210V250L212 249V247H213V245H214ZM130 242V241H129ZM137 242H138V239H137ZM167 242V241H166ZM171 242V241H170ZM42 243V244H41ZM135 243V242H134ZM50 244H52V243H50ZM130 244V243H129ZM129 244H128V246H129ZM160 244V243H159ZM158 244V245H159ZM175 244V243H174ZM118 245V244H117ZM120 245V244H119ZM136 245V244H135ZM162 245V244H161ZM160 245V246H161ZM167 246V245H166ZM264 246V245H263ZM262 246V247H263ZM137 247V246H136ZM169 247V246H168ZM113 248H114V246H113ZM120 248H123L122 246L120 247ZM143 248V247H142ZM162 248V247H161ZM201 248V247H200ZM203 248V247H202ZM201 248V249H202ZM264 248V247H263ZM124 249V248H123ZM128 249V248H127ZM141 249V248H140ZM167 249V248H166ZM169 249V248H168ZM177 249V248H176ZM50 250H51V248H50ZM122 250V249H121ZM121 250H119L120 252H121ZM134 250V249H133ZM165 250V249H164ZM205 250V249H204ZM259 250V249H258ZM111 251V250H110ZM172 251H174V248H173V250ZM39 252V250H37V253ZM133 252V251H132ZM166 252V251H165ZM232 252V251H231ZM260 252V251H259ZM36 253V254H37ZM113 253V252H112ZM117 253V252H116ZM156 253V252H155ZM213 253V252H212ZM121 254V253H120ZM130 254V253H129ZM167 254V253H166ZM183 254V253H182ZM204 254H205V252H204ZM233 254V253H232ZM123 255V254H122ZM138 255V254H137ZM154 255V254H153ZM168 255V254H167ZM170 255V254H169ZM224 254H222V256H223ZM152 256V255H151ZM180 256H181V254H180ZM184 256V255H183ZM48 258L47 259H49V257H50V255H48L47 256ZM132 257V256H131ZM182 257V256H181ZM238 257V256H237ZM246 257V256H245ZM171 258H172V256H171ZM249 258V257H248ZM46 259V261L44 262V264H46L47 263V260ZM104 259V258H103ZM125 259H127L126 258V256H125ZM155 259V258H154ZM230 259V258H229ZM100 260H101V257H100ZM231 260V259H230ZM233 260H234V258H233ZM232 260V261H233ZM236 260V259H235ZM234 260V261H235ZM104 261V260H103ZM177 261H180V260H177ZM232 261H230V262H232ZM238 261V260H237ZM120 262V261H119ZM131 262H133V261H131ZM220 262V261H219ZM226 262V261H225ZM236 262V261H235ZM91 264V263H90ZM95 264V263H94ZM119 264V263H118ZM152 264H153V262H152Z\"/></svg>",
    "mask_w": 264,
    "mask_h": 264
}]
</instances>
